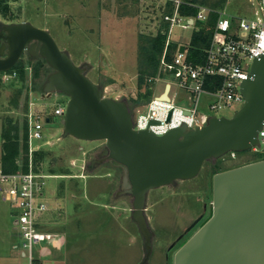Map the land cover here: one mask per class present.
<instances>
[{"label":"rangeland","instance_id":"obj_1","mask_svg":"<svg viewBox=\"0 0 264 264\" xmlns=\"http://www.w3.org/2000/svg\"><path fill=\"white\" fill-rule=\"evenodd\" d=\"M169 2L8 0L9 16L0 13V24L29 23L46 30L74 64L84 68L86 76L103 88L104 96L126 101L130 108L133 98L144 90L140 91L138 84L142 38H154L164 30ZM197 2L198 7L210 8L231 21L256 19L255 12H260L261 5L260 0ZM184 25H187L185 17L172 27L171 43L189 45L195 27L185 29ZM40 58L28 52L23 54L20 60L25 80L18 73L0 74V142L7 120L20 128L28 124L31 105L34 113L51 118V123L44 126L46 139L31 142L32 150L43 156L39 160L40 156L35 157L34 152L32 160L34 169L47 176L40 200L49 204L46 211L36 212L35 217L40 230L59 235L60 242L34 245V258L41 264H142L147 249L132 218L133 197L123 190L125 172L101 157L104 141L85 142L63 136L64 117L54 115V111L60 105L65 107L68 98L60 93L48 98L43 92L54 70L45 63L39 77L34 78V66ZM35 86L41 90L35 91ZM162 89L163 84H158L155 95H160ZM212 103L213 98L203 95L199 112L210 115ZM143 104L146 102L142 101ZM177 104L186 106L187 101L181 98ZM242 105L234 104L217 116L232 118ZM261 160H264L263 146L258 153L250 150L235 156L227 154L206 162L192 180L150 191L145 214L152 234V251L146 264H167L173 242L197 219L199 226L209 218L214 175ZM14 213L11 204L0 195V264H30L19 250L13 249L22 243L19 231L14 228ZM42 250H47L48 255H41Z\"/></svg>","mask_w":264,"mask_h":264},{"label":"water","instance_id":"obj_2","mask_svg":"<svg viewBox=\"0 0 264 264\" xmlns=\"http://www.w3.org/2000/svg\"><path fill=\"white\" fill-rule=\"evenodd\" d=\"M185 50L179 46L180 53ZM25 52L42 57L54 70L42 89L48 98L54 93L68 98L63 136L104 141L102 156L123 168V190L133 197L132 218L145 239L144 263L152 251L145 214L149 192L192 180L206 162L260 145L264 53L255 57L241 84L244 104L232 118L213 117L202 128L181 127L156 136L134 130L128 103L104 96L103 88L74 64L49 32L29 23L0 24V72L10 71ZM169 90L167 85L160 99L168 101ZM172 264H264V160L214 175L211 214L173 254Z\"/></svg>","mask_w":264,"mask_h":264},{"label":"built area","instance_id":"obj_3","mask_svg":"<svg viewBox=\"0 0 264 264\" xmlns=\"http://www.w3.org/2000/svg\"><path fill=\"white\" fill-rule=\"evenodd\" d=\"M167 1L173 3V15L165 16L169 30L158 73L147 80L152 97L146 104L130 109L134 130H149L156 136H164L181 127H186L187 130L202 128L211 118L219 117L218 112L234 104H244L241 84L250 73L255 57L264 53V0H260V12H255L257 18L254 20L237 18L236 21H231L219 13L213 37L204 50L205 57L202 62L196 64L188 59L187 46L184 53H180L178 48L171 60H168L167 49L171 44V29L176 23L181 22L183 17L179 14L182 0ZM213 12L211 9L199 7L195 18H185L187 25L183 28L195 27L196 21H207ZM158 84H163L162 93L155 95V87ZM167 85H170L168 101L160 99ZM203 95L213 98V103L209 106L210 115L199 112V103ZM180 97L187 101L186 106L177 104L178 100H181ZM64 113L65 107L61 105L54 111L56 116L64 117ZM50 123V117L34 113L31 105L28 119L30 148L28 171L7 173L0 161V195L15 210L13 224L22 240V243L16 244L13 249L19 250L22 257L29 259L30 264L36 260L33 254L34 245L44 241L54 240L55 244L60 242L59 235L42 232L35 217L36 212L46 211L49 204L40 200L44 195V179L47 176L40 174L33 167L35 151L31 148V142L46 139L44 126ZM259 141L260 145L253 149L256 153L262 151V146L264 149V127L259 133ZM41 255L47 256L48 251L42 250Z\"/></svg>","mask_w":264,"mask_h":264},{"label":"trees","instance_id":"obj_4","mask_svg":"<svg viewBox=\"0 0 264 264\" xmlns=\"http://www.w3.org/2000/svg\"><path fill=\"white\" fill-rule=\"evenodd\" d=\"M169 10L167 14L171 15L173 12V5L168 3ZM197 0H182V4L179 6V14L181 17H193L195 18L199 12ZM200 6V5H199ZM9 4L8 0H0V13L5 17L9 16ZM219 17V13L214 11L209 15L207 21H196L195 31L191 38L189 45L187 46L188 59L194 63H200L204 60V50L209 46L215 26ZM12 19L13 17L10 16ZM169 24L166 22L164 30H160L154 38H142L143 42L140 46L141 51V70L138 76L139 89L142 92L139 93V97L132 100L134 108L141 105L142 101L146 103L150 101L152 97V90L148 84V78L155 77L158 73L160 61L165 51L167 41V31ZM179 48V44L171 43L167 49V59L171 60L173 55ZM46 61L40 58L37 64L34 66V78L39 77L40 72L43 70V65ZM21 60L8 72L19 75L21 80H25V70ZM4 73V72H0ZM40 91L41 88L35 86V91ZM133 105L130 107L133 110ZM2 141L0 142L1 151V165L7 173H15L18 171L27 172L29 168V136H28V124H24L22 128L18 124H14L12 120H7L2 130ZM35 157L40 156L39 160H43L42 154H37ZM33 264H41L38 260H35Z\"/></svg>","mask_w":264,"mask_h":264},{"label":"flooded vegetation","instance_id":"obj_5","mask_svg":"<svg viewBox=\"0 0 264 264\" xmlns=\"http://www.w3.org/2000/svg\"><path fill=\"white\" fill-rule=\"evenodd\" d=\"M104 160H107V161H109L110 163H112V164H114L115 166H118L115 162H112L111 160H109L106 156H101ZM119 167V166H118ZM198 220V219H197ZM196 220V221H197ZM195 221V222H196ZM200 224V223H199ZM203 224V223H202ZM202 224H200L199 226H201ZM191 226H192V224H191ZM190 226V227H191ZM198 226V224L193 228V229H191L189 232H183L182 233V235L175 241V242H173V244H172V246H170V248H169V252H168V254H167V264H172V256H173V254L178 250V248L184 243V242H186L190 237H191V235L196 231V229L199 227ZM181 238V239H180ZM185 239V240H184ZM151 240H152V236H151ZM184 240V242L182 243V244H180L179 245V243L180 242H182ZM151 244V243H150ZM142 264H146V263H144V261H143V263Z\"/></svg>","mask_w":264,"mask_h":264},{"label":"crops","instance_id":"obj_6","mask_svg":"<svg viewBox=\"0 0 264 264\" xmlns=\"http://www.w3.org/2000/svg\"><path fill=\"white\" fill-rule=\"evenodd\" d=\"M210 9V8H209Z\"/></svg>","mask_w":264,"mask_h":264}]
</instances>
